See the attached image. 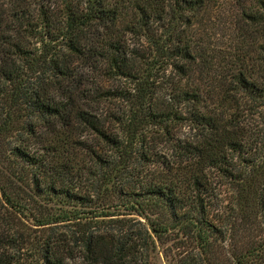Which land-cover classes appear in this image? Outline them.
<instances>
[{"label": "trees", "instance_id": "1", "mask_svg": "<svg viewBox=\"0 0 264 264\" xmlns=\"http://www.w3.org/2000/svg\"><path fill=\"white\" fill-rule=\"evenodd\" d=\"M212 3L0 0V264H264V0L223 67Z\"/></svg>", "mask_w": 264, "mask_h": 264}, {"label": "rangeland", "instance_id": "2", "mask_svg": "<svg viewBox=\"0 0 264 264\" xmlns=\"http://www.w3.org/2000/svg\"><path fill=\"white\" fill-rule=\"evenodd\" d=\"M240 0H214V3L200 19V38L213 54L220 66L232 64L238 46L244 37L236 31L238 16L241 12ZM229 69L230 67L227 66ZM1 161V156H0ZM164 263L161 262L160 264Z\"/></svg>", "mask_w": 264, "mask_h": 264}]
</instances>
